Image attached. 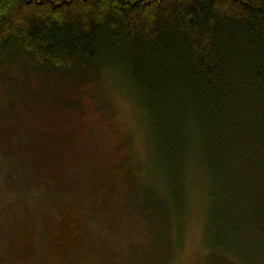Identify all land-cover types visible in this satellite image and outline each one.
<instances>
[{
	"label": "trees",
	"instance_id": "16d2710c",
	"mask_svg": "<svg viewBox=\"0 0 264 264\" xmlns=\"http://www.w3.org/2000/svg\"><path fill=\"white\" fill-rule=\"evenodd\" d=\"M16 44L44 66L122 71L175 210L192 161L210 246L264 264V0H0V50Z\"/></svg>",
	"mask_w": 264,
	"mask_h": 264
},
{
	"label": "rangeland",
	"instance_id": "374dc122",
	"mask_svg": "<svg viewBox=\"0 0 264 264\" xmlns=\"http://www.w3.org/2000/svg\"><path fill=\"white\" fill-rule=\"evenodd\" d=\"M5 51L0 264H240L206 238L200 166L188 163L178 212L156 184L160 163L122 71L102 63L61 70L33 62L18 44ZM157 185L159 195L148 191ZM152 199L168 217L144 207Z\"/></svg>",
	"mask_w": 264,
	"mask_h": 264
}]
</instances>
